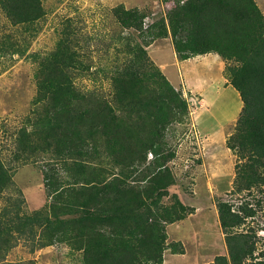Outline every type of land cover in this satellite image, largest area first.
<instances>
[{
	"label": "trees",
	"instance_id": "trees-1",
	"mask_svg": "<svg viewBox=\"0 0 264 264\" xmlns=\"http://www.w3.org/2000/svg\"><path fill=\"white\" fill-rule=\"evenodd\" d=\"M175 1L167 19L152 26L157 32L151 40L171 37L181 61L213 53L227 62V78L243 103L226 141L237 157L234 190L262 187L264 12L256 0ZM1 4L16 24L44 15L41 0ZM113 12L123 30L131 31L128 37L124 31L118 35L126 50L111 70L112 96L76 86L83 62L67 32L57 52L39 63L35 109L19 131L17 152L48 157L44 186L50 201L42 212L20 215V196L9 201L10 211H0V264H35L6 261L21 239L30 241L34 252L65 243L83 252V264H163L169 248L173 254L183 253L178 243H167L166 227L185 219L186 207L179 202L178 209L169 208L161 202L175 184L168 166L175 154L166 149L165 135L173 124L186 121L189 104L151 59L148 42L133 35H142L147 14L123 5ZM13 185L11 170L0 156V198ZM219 219L229 258L220 256L216 264H264L247 262L255 243L233 231L245 217L220 202Z\"/></svg>",
	"mask_w": 264,
	"mask_h": 264
},
{
	"label": "rangeland",
	"instance_id": "rangeland-1",
	"mask_svg": "<svg viewBox=\"0 0 264 264\" xmlns=\"http://www.w3.org/2000/svg\"><path fill=\"white\" fill-rule=\"evenodd\" d=\"M165 1L41 0L44 10L41 18L16 24L3 9L0 0V156L11 170L15 183L12 190L6 191L0 198V211H10L9 201L20 196L24 199L20 215L42 212L50 201L44 186V170L50 162L48 157L20 156L17 152L19 131L27 119L33 117V101L37 92L35 73L40 61L57 52L63 34L67 32L73 37L71 48L83 62L77 73L76 86L110 97L111 70L119 66L123 59L120 53L126 50V45L119 42L118 35L124 31L127 36L131 31L123 30L118 24L113 9L120 5L129 10L138 9L149 15L151 22H155L164 19L165 11L170 7ZM256 1L264 12V0ZM26 11L31 13L32 9ZM156 32L152 27L140 37L137 32L133 35L138 42H148L150 46L157 40H151ZM149 51L156 63L159 55L151 49ZM161 55L169 61L168 71H177L172 66V53L167 50ZM193 61V84L201 91H193L186 86V82L183 84L182 76V87L178 77L175 81L170 76L172 82L178 83L177 89L190 104L186 121L173 124L165 135L166 149L175 154L168 164L175 184L168 189L161 203L178 209L181 202L186 207V217L176 222L173 233H177L175 238L185 243V249L182 243H178V252L183 250L184 256H179L176 261L180 264H216L220 256L229 258L226 235L219 219L220 202L227 203L232 207V212L245 217V223L233 231L255 243L253 258L247 262L252 259L264 261V186L255 187L249 192L234 190L237 157L226 143L234 132L242 101L234 88L224 85L226 72L219 73L215 68L203 72L198 66L200 62L205 63V59ZM159 69L162 71V68ZM214 78L216 82L210 86L209 80ZM246 211L250 213L249 216L245 215ZM32 250V243L21 239L9 252L6 261L83 264V252L71 249L65 243L55 242L35 252ZM168 256L167 264H171Z\"/></svg>",
	"mask_w": 264,
	"mask_h": 264
},
{
	"label": "crops",
	"instance_id": "crops-1",
	"mask_svg": "<svg viewBox=\"0 0 264 264\" xmlns=\"http://www.w3.org/2000/svg\"><path fill=\"white\" fill-rule=\"evenodd\" d=\"M157 44V45H156ZM156 45V47H155ZM152 50L155 54L159 55V58L157 60V62L155 63L157 66L159 65L160 68H162V72L166 75V77L168 78V80L175 86V88H177L178 83H180L181 80V76L184 78L183 80H181V82L183 84H185L184 82L187 83V87L191 88L193 91H201L200 87H196V85L193 84V78H194V72H193V66L192 63H194V59L197 58H202L205 59V63L200 62L199 66L203 72L205 70L211 71V69L215 68L219 71V73H223L225 72V68L227 65V62H225L219 55L217 54H206V55H201V56H196L193 58H190L188 60H184L181 61L178 59L174 47H173V43H172V39L171 37L168 38H164V39H157L156 42L153 44H151L148 47V50ZM169 50L170 53H172V66L175 67L177 69V71H168L169 69V65L167 64L169 61L166 59V57L164 55H161L164 51ZM150 55L151 52L149 51ZM152 56V55H151ZM207 58V59H206ZM207 66L206 68L204 66ZM204 67V68H203ZM202 70L197 69V71L202 72ZM199 73V72H198ZM224 74V73H223ZM170 76L176 81L177 77L179 78V82L178 83H174L172 82ZM223 76V75H222ZM216 80V78H214L213 80H209V85L211 86ZM223 80L226 81V83L224 84L226 86V84H228V86L230 85V82L228 80V78L223 76ZM181 87L182 84L180 83ZM204 87V85H203ZM232 87V86H231ZM233 88V87H232ZM235 90V89H234ZM237 95L239 96V93L237 92ZM203 101V99H202ZM243 106V105H242ZM175 224H170L166 227L167 229V234H168V243H182L183 248L185 246V243L183 240L181 239H177L175 238L177 233L174 235L173 233L176 231V225ZM185 249V248H184ZM167 255L168 258L170 259V263L171 264H180V262L176 261V258H179V256H184V253H175L173 254L171 252V249L169 248L164 255V263L163 264H167Z\"/></svg>",
	"mask_w": 264,
	"mask_h": 264
},
{
	"label": "clouds",
	"instance_id": "clouds-1",
	"mask_svg": "<svg viewBox=\"0 0 264 264\" xmlns=\"http://www.w3.org/2000/svg\"><path fill=\"white\" fill-rule=\"evenodd\" d=\"M167 1H170V0H166L165 2H167ZM181 1L182 0H180V4L182 5V4H184V3H186L188 0H183L184 1V3H181ZM176 7V6H175ZM175 7H173V8H168L167 9V12L165 11V14H164V19H167V16H168V14L175 8ZM147 17H149V15H147V16H145V18L143 19V22H142V32L141 33H143V32H146L148 29H150V28H152V26L157 22V21H155V22H152L150 25H149V27L148 28H144V22H145V19L147 18ZM150 18V17H149ZM149 47V46H148ZM148 47L146 48L147 49V51H148ZM149 53V52H148ZM151 57V56H150ZM152 59V58H151ZM153 60V59H152ZM166 76V75H165ZM168 79V78H167ZM241 99V98H240ZM189 104V103H188ZM243 104V103H242ZM189 108H190V104H189ZM150 158H154V155L152 154V153H150L149 154V158H148V160L149 161H151L152 159H150ZM168 226V225H167Z\"/></svg>",
	"mask_w": 264,
	"mask_h": 264
},
{
	"label": "built area",
	"instance_id": "built-area-1",
	"mask_svg": "<svg viewBox=\"0 0 264 264\" xmlns=\"http://www.w3.org/2000/svg\"><path fill=\"white\" fill-rule=\"evenodd\" d=\"M181 3H184V1L182 0ZM166 4H167V6H170V7H168V8H173V6H174V7L176 6V1H175V0H170V1H167ZM151 23H152V22L150 21V18L147 17V18L145 19V22H144V28H145V29L148 28L149 25H150Z\"/></svg>",
	"mask_w": 264,
	"mask_h": 264
},
{
	"label": "bare ground",
	"instance_id": "bare-ground-1",
	"mask_svg": "<svg viewBox=\"0 0 264 264\" xmlns=\"http://www.w3.org/2000/svg\"><path fill=\"white\" fill-rule=\"evenodd\" d=\"M234 98H235V97H234ZM231 100H232V99H231ZM233 100H234V99H233ZM233 104H234V103H233ZM234 105H235V104H234ZM238 105H239V104H238ZM238 105H237V106H238ZM238 107H239V106H238ZM232 108H233V107H232ZM232 110H233V109H232ZM235 110H236V109H235ZM234 112H235V111H234ZM231 114H232V113H231ZM232 115H233V114H232ZM232 119H233V118H232Z\"/></svg>",
	"mask_w": 264,
	"mask_h": 264
}]
</instances>
